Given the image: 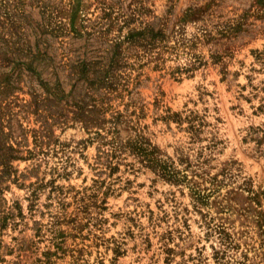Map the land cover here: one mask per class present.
I'll list each match as a JSON object with an SVG mask.
<instances>
[{"label": "rangeland", "instance_id": "rangeland-1", "mask_svg": "<svg viewBox=\"0 0 264 264\" xmlns=\"http://www.w3.org/2000/svg\"><path fill=\"white\" fill-rule=\"evenodd\" d=\"M0 264H264V0H0Z\"/></svg>", "mask_w": 264, "mask_h": 264}]
</instances>
